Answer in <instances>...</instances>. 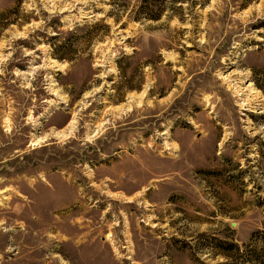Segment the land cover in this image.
Masks as SVG:
<instances>
[{"label":"rangeland","instance_id":"obj_1","mask_svg":"<svg viewBox=\"0 0 264 264\" xmlns=\"http://www.w3.org/2000/svg\"><path fill=\"white\" fill-rule=\"evenodd\" d=\"M262 248L264 0H0V264Z\"/></svg>","mask_w":264,"mask_h":264},{"label":"trees","instance_id":"obj_2","mask_svg":"<svg viewBox=\"0 0 264 264\" xmlns=\"http://www.w3.org/2000/svg\"><path fill=\"white\" fill-rule=\"evenodd\" d=\"M235 250H238L237 246H235ZM224 256L228 259L221 264H264V248L258 250V254L252 251L250 260H245L242 257L232 260L230 256Z\"/></svg>","mask_w":264,"mask_h":264},{"label":"bare ground","instance_id":"obj_3","mask_svg":"<svg viewBox=\"0 0 264 264\" xmlns=\"http://www.w3.org/2000/svg\"><path fill=\"white\" fill-rule=\"evenodd\" d=\"M59 136H62V135H59ZM59 136H58V137H59ZM36 141H38V140H36ZM34 143H35V141H34ZM34 145H35V144H34Z\"/></svg>","mask_w":264,"mask_h":264}]
</instances>
